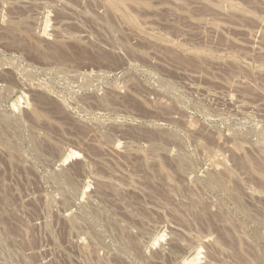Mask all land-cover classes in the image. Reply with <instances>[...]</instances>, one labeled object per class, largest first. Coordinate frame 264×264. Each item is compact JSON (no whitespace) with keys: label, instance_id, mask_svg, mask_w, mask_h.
<instances>
[{"label":"rangeland","instance_id":"1","mask_svg":"<svg viewBox=\"0 0 264 264\" xmlns=\"http://www.w3.org/2000/svg\"><path fill=\"white\" fill-rule=\"evenodd\" d=\"M230 1L0 0V264H264V0Z\"/></svg>","mask_w":264,"mask_h":264},{"label":"bare ground","instance_id":"2","mask_svg":"<svg viewBox=\"0 0 264 264\" xmlns=\"http://www.w3.org/2000/svg\"><path fill=\"white\" fill-rule=\"evenodd\" d=\"M205 1V0H204ZM209 1V0H208ZM211 1V4H212V0H210ZM94 2V1H93ZM96 2V1H95ZM101 2V1H100ZM123 2V1H122ZM125 2V1H124ZM201 2V1H200ZM128 3V2H127ZM215 3V2H214ZM217 3H218V5L217 4H215L216 6H217V9L218 10H224L225 9V5H226V7L228 6L229 7V9H228V7L226 8V9H228V10H235V11H237V9H236V6H235V4L232 2V1H230V0H217ZM108 4V3H107ZM113 5V4H112ZM115 5V4H114ZM125 5V4H124ZM212 5H214V4H212ZM214 5V6H215ZM237 5H239V3L237 4ZM102 7V6H101ZM107 7V6H106ZM108 8V7H107ZM110 8V7H109ZM111 9V8H110ZM225 9V10H226ZM114 10H115V8H114ZM88 11V10H87ZM112 11V10H111ZM117 11H119L118 9H117ZM235 11H232V12H235ZM242 11V10H241ZM113 12V11H112ZM223 12V11H222ZM238 12V11H237ZM84 13V12H83ZM246 13V12H245ZM250 13V12H249ZM85 14V13H84ZM110 14V13H109ZM116 14V13H115ZM120 14H122V13H120ZM247 14H248V12H247ZM253 14V13H252ZM246 15V14H245ZM67 16V15H66ZM87 16V15H86ZM243 16H244V11H243ZM252 17L251 18H253V15H251ZM257 16V15H256ZM88 17V16H87ZM245 17V16H244ZM248 17H250V16H248ZM83 18V17H82ZM255 18V17H254ZM68 19V18H67ZM257 20V19H256ZM66 21V20H65ZM258 23V22H257ZM96 24V23H95ZM94 26V25H93ZM102 28V27H101ZM255 45V44H254ZM259 47V46H258ZM261 48H262V46H261ZM264 48V47H263ZM259 50V49H258ZM262 51V50H261ZM230 59V58H229ZM210 89V88H209ZM221 93V92H220ZM241 150V149H240ZM215 164V163H214ZM231 171V170H230ZM249 173V172H248ZM233 174V173H232ZM233 176H235V175H233ZM217 180V179H216ZM215 180V184H216V182H218V181H216ZM213 182V181H212ZM89 183V182H88ZM214 183V182H213ZM86 186V185H85ZM233 230V229H232ZM241 238V237H240ZM239 239V238H238ZM236 240V239H235ZM216 242H214L215 244L217 243V244H219V239H218V241H217V239L215 240ZM235 242V241H234ZM240 243V242H239ZM236 244V243H235ZM242 244V243H241ZM240 244V245H241ZM232 245V244H231ZM238 245V244H237ZM216 246H218V245H216ZM217 248V247H216ZM234 248V247H233ZM238 249V248H237ZM234 252V251H233ZM237 254V253H236ZM239 254V253H238Z\"/></svg>","mask_w":264,"mask_h":264}]
</instances>
